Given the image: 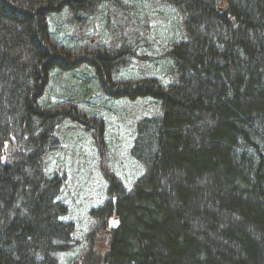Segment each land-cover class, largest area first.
Listing matches in <instances>:
<instances>
[{"label":"trees","instance_id":"trees-1","mask_svg":"<svg viewBox=\"0 0 264 264\" xmlns=\"http://www.w3.org/2000/svg\"><path fill=\"white\" fill-rule=\"evenodd\" d=\"M107 1L118 0H0V264H59L76 244L63 180L45 172L67 120L92 137L107 182L69 264H264V0H161L185 37L167 46V85L116 77L130 45L68 47L50 32L49 14L86 21ZM82 66L110 99L160 103L136 123L129 152L143 173L128 192L105 163L104 121L39 103L54 70Z\"/></svg>","mask_w":264,"mask_h":264},{"label":"rangeland","instance_id":"rangeland-1","mask_svg":"<svg viewBox=\"0 0 264 264\" xmlns=\"http://www.w3.org/2000/svg\"><path fill=\"white\" fill-rule=\"evenodd\" d=\"M47 23L55 38L68 47L86 42L130 45L136 57L130 58L116 73L118 78L154 76L163 85L175 79L176 70L166 49L172 42L183 40L184 31L179 13L161 0L107 1L86 21L73 19L64 8L49 14ZM65 101L74 102L90 116L104 121L100 132L105 145L100 148L106 155L105 163L128 192L143 173V166L129 152L136 123L143 117L158 115L159 101L151 97L110 99L99 91L95 76L87 66L67 72L53 71L39 103L48 105ZM56 137L59 144L46 156L45 172L48 175L56 173L63 180L58 200L67 207L62 219L73 223L72 237L76 244L57 259L59 264H69L93 223L91 211L107 199V182L97 167L99 158L92 137L84 133L77 122H62ZM108 224L115 226L116 220L109 219Z\"/></svg>","mask_w":264,"mask_h":264}]
</instances>
